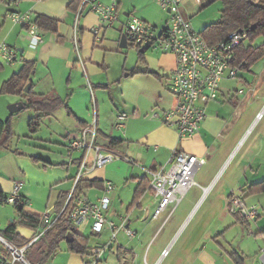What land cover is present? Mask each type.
Returning <instances> with one entry per match:
<instances>
[{"label":"crops","instance_id":"obj_1","mask_svg":"<svg viewBox=\"0 0 264 264\" xmlns=\"http://www.w3.org/2000/svg\"><path fill=\"white\" fill-rule=\"evenodd\" d=\"M74 1L19 0L18 5H11L6 0H0V45L7 44L15 48L20 55L19 61L13 65L14 68L17 66L20 68L11 73L3 68L5 62L0 56L2 77L0 90L3 84L13 74L19 72L26 62H34V69L30 74L33 92L54 95V92L58 90L59 93L56 95L67 101V107L48 116L50 119L65 120L67 148L75 133L81 127L92 123L95 115L98 127L97 141L100 145L108 146V137L122 141L114 149L120 154L129 156L139 165L132 166L123 160H115L105 167L95 169L87 173L83 180L98 183L92 188L84 189L83 193L91 201H97L103 195L106 182L112 183L115 189L111 194V205L107 217L120 223L122 215L130 214L127 225L132 231H134L133 226L145 229L148 221H159L161 217H164L162 225H166L191 189L187 191L175 209L173 205H169L158 219H154L157 201L150 188V178L145 169L167 168L175 148L205 159L206 163L202 167L211 163L209 176L203 174L204 176L200 179L204 184V191L188 218H191L197 210L201 211L207 204L214 208L209 218L219 220L220 224L227 222L225 230L222 231L224 225H220L209 229L208 234H173L174 237L169 238L171 241L161 248L156 261L152 264H239L237 260L240 264H263L259 255L264 250V189L251 188V185L264 181V96H257L254 99V102L256 100L257 102L262 100V102L252 118L244 117L247 112L246 105L249 109L251 108V102H245L244 95L247 92L255 93L257 87L264 83V67L260 72L254 70L261 60L249 71L240 70L237 78H225L221 83L219 99L205 107L206 118L199 132L192 138L179 140L176 129L163 122L164 114L177 104V99L168 89L169 77L176 64L174 55L162 52L158 60L153 63L144 57L141 69L128 70V73L124 75V67L121 75L115 81H111L106 76L107 72L105 73L106 55L100 54L102 50H108L106 40L99 37L102 32L104 35L107 29H103L99 36L93 34L94 40L92 35L89 39L86 37V31L93 33V29L100 25L98 14L89 6L84 7L79 19L81 60L76 57L73 28L77 13L71 5ZM97 1L105 5L116 1L119 12L124 11V18L133 15L129 11L131 9H128V7L132 8L133 3L128 0ZM155 3L158 6L156 0ZM136 8L138 7L134 4V9ZM140 10L138 8L137 12L141 20L160 28L156 10L148 9L147 4L140 6ZM10 11L30 12L34 15V19L38 16L54 19L58 22L56 30H43L44 43L36 49H30L26 30L8 18ZM159 11L165 12L162 9ZM183 12L185 17L191 20L186 6L183 7ZM124 18L121 19L124 20ZM167 20L168 14L166 22ZM115 27L123 33L122 23L115 25L112 29ZM97 40H100L101 45L94 50L92 46H95ZM99 58L102 59V63L98 60ZM88 73L93 82L92 89L90 91L83 87L76 89V84L81 83L83 74L87 77ZM61 86L67 87L68 91H60ZM1 99L4 98L0 97ZM110 103H113L116 111H114V124L117 122L118 114L128 115L126 128L123 132L120 131L121 133L113 130L110 132L111 128L103 121L102 115L100 116L102 110ZM261 112L263 116L258 119ZM154 114H158V117H153ZM6 116V109L0 108V119L5 120ZM32 147L34 150L42 148L35 142H32ZM31 156L52 164H65V166L45 167L43 163L34 162ZM79 157L73 155L68 162H60L41 152L23 148L20 140L15 142L13 138L8 148L0 147V191L9 197L13 194L15 186L19 185V195L26 202L25 210L39 215L30 211V208H34V202L39 199L38 191L47 195L49 192L46 208L54 207L59 197L71 189L78 170L75 160ZM72 168L75 169L74 173ZM200 170L197 171L194 179ZM218 177L217 183H213L212 181ZM221 180L223 182L219 185ZM129 182L134 184L132 194L129 195L126 192L128 185L117 190V186ZM140 186L143 190L140 195H137ZM232 194H243L246 205L258 212L257 219L244 220L238 215L239 213L230 212L229 199ZM123 207H125L123 211L118 209ZM85 225L90 226L91 229L90 223ZM243 225L248 230V234H229L235 233L239 228L242 229ZM106 232L108 234L96 236L97 241L90 245L98 246L107 243L111 234L109 230ZM120 233L111 249L103 255L100 264H150L148 254L160 234L151 235L150 243L143 254L138 245L143 244L145 234H138L136 231L135 237L130 238L124 231ZM120 235L123 236L122 241H120ZM184 235L186 236L183 238ZM132 243L135 247H128V244ZM116 246L118 256L114 251ZM175 247H178L180 253L179 261L169 262ZM166 250L168 254L162 258ZM83 260V255L73 253L67 256L65 264H83Z\"/></svg>","mask_w":264,"mask_h":264},{"label":"built area","instance_id":"obj_2","mask_svg":"<svg viewBox=\"0 0 264 264\" xmlns=\"http://www.w3.org/2000/svg\"><path fill=\"white\" fill-rule=\"evenodd\" d=\"M6 1L11 5L19 4V0ZM194 1L200 4L203 0ZM156 2L168 14V20L163 28H156L134 15H128L126 20L121 22L122 28L128 43H132L137 48L158 49L163 53L174 55L176 64L169 77L168 89L177 99V104L164 114L163 122L175 128L179 140H184L194 137L199 132L206 118L205 107L219 99L222 81L225 78L238 77L240 68L237 64V52L241 44L248 39L249 34L245 30H236L223 41L211 45L201 32L194 28L191 20L185 17L182 0H156ZM87 6L100 18V25L93 29L95 36H99L103 29L113 28L117 22H120L119 6L116 1L105 5L97 0H81L73 28V44L79 60L81 58L78 23L84 7ZM8 18L26 30L30 49H36L44 43L45 32L37 27L32 13L10 11ZM0 56L9 65H14L20 58L19 52L7 44L0 45ZM262 116L263 112L258 115V119ZM153 117H158V114H154ZM127 120V114H118L115 128L123 131ZM97 138L98 127L95 115L94 121L81 127L70 140L69 156L80 153V157L78 170L63 209L56 213L54 207L47 208L41 214L36 233L26 245L19 246L0 235L2 249H0V264H31L26 257V250L36 243L63 213L76 228L90 223L94 236H101L106 230L111 234L107 243L94 246L83 255V264H100L103 255L111 249L121 231L130 238L135 237L136 233L127 225L130 214L122 215L120 223L107 217L111 194L115 189L112 183L106 182L103 195L97 201H91L87 195L77 190V184L87 173L105 167L115 160L136 165L129 156L121 155L109 146L100 145ZM205 163V159L175 148L167 168L145 169L150 178V188L157 201L154 219H158L169 205H173L175 209L181 203L187 191L196 185L195 175ZM19 188V185L15 186L13 194L7 198V203L26 207V202L19 195ZM229 210L232 213H239L247 220H255L258 217V212L246 205L243 194H232L229 199ZM167 254L168 251H164L162 258ZM259 257L264 264V250Z\"/></svg>","mask_w":264,"mask_h":264},{"label":"rangeland","instance_id":"obj_3","mask_svg":"<svg viewBox=\"0 0 264 264\" xmlns=\"http://www.w3.org/2000/svg\"><path fill=\"white\" fill-rule=\"evenodd\" d=\"M183 1V0H182ZM211 0H203L202 3H197L194 0H184L183 7L188 11V13L191 16L192 24L194 28L197 31H203L205 27L211 25L212 23L216 22L221 15V11L223 9V3L221 1H215L210 3ZM128 2L133 3L132 8L129 10L134 16L141 17L139 13L137 12L138 8L140 10V6L148 5V9L156 10L157 11V18L159 19V27L162 28L166 25V17L167 14L165 12H160L159 7L156 5L155 0H128ZM186 2V4H185ZM134 4L137 5L138 8L134 9ZM141 11V10H140ZM120 13V12H119ZM121 18H124V11H121L120 13V22H117L116 25L126 20H122ZM163 21V22H162ZM103 31V30H102ZM92 35V40L95 39V36L93 33H90L86 31V37L89 39ZM122 33L120 30H118L117 27L115 29H107L105 34L103 35V32L100 34L101 39H105L106 41V48L108 50H105L100 53L101 55H106V69L105 73L107 72L106 76L111 79V81H115L122 72V69L125 67V74L128 73V70H134L138 71L141 69V57H140V49L134 46L132 43H128L127 48H121L120 47V39H121ZM263 38H260L256 41V45L261 44L263 42ZM93 42V41H92ZM101 45L100 40H97L95 43V46L93 45L92 48L98 49ZM82 53V52H81ZM162 51L158 49H149L144 54L143 57H146L150 63L156 62L158 58L160 57L159 54H161ZM77 59L79 60L77 53L75 52ZM98 54V53H97ZM82 59H84V56L81 54ZM100 60V63H102V59ZM264 67V59L261 60L255 67L254 70L256 72H260ZM3 68L6 70H9V73L12 71H18L19 66L13 67V65L4 64ZM2 79L0 75V80ZM122 79V76H121ZM81 83L76 84V89L79 87H83L88 89L89 91L92 89V81L89 76L85 77L84 74L81 77ZM264 83L262 85L257 87V90L255 93L253 92H247L244 97L246 98L245 102H251V108L249 109L248 105H246L245 112V119H251L253 114L257 109L260 108L261 102H254V99H256L257 96L263 97L264 96ZM81 85V86H80ZM62 92L67 90V87L61 86ZM56 90L54 93H59ZM68 91V90H67ZM24 95H13L11 93H5L0 94V97L4 98L0 100V108H5L7 111V116H11L9 106L17 104V103H25L26 97ZM243 98V97H242ZM252 99V101H251ZM8 100V101H7ZM257 103V104H256ZM94 105V100H93ZM115 107L113 103H110V105H107L101 112L100 116L102 115L103 121L111 128L110 132L115 131L116 133H121L123 131H117L114 126L115 117L114 113L116 112ZM115 111V112H114ZM253 112V113H249ZM92 113H94V109H92ZM5 117L4 119H8V117ZM35 116V112L31 109H23L22 111L14 114L12 117V127L13 131L15 133L14 138L15 142H19L20 145L23 148H26L30 151H34L37 153H43L46 156H50L53 159L57 161H64L68 162L69 158H71L68 154V148H67V139L65 138V132H66V122L64 119H50V117H46L38 127L36 132H31L29 128V121L31 118ZM32 142H35L36 145H40L42 147L41 149H36L32 147ZM44 148V149H43ZM118 152V151H117ZM119 153V152H118ZM120 154V153H119ZM75 157H79V153H74ZM123 155V154H121ZM133 160V159H132ZM134 161V160H133ZM132 166H138L139 164H131ZM211 167V163H208L206 166L201 167L195 181L196 186L191 187V189L188 191L187 196L183 200L182 204L179 206L175 214L172 216V218L168 221L166 225H162L163 218L159 221H148L147 225H145V229H142L140 226H133L132 229L134 232H138V234H145V238L143 239V244L138 245L139 250L141 253L144 254L146 251L147 246L150 243V238L152 234H160L159 237L155 240L153 245L151 246V249L148 254V263L152 264L156 261L159 252L161 248L168 242L171 241L169 238L174 237L173 234H208L207 231L209 229L215 228L220 225L222 226V231L225 230V225H227V222H224L222 224L219 223V220L209 218L210 213L213 211L211 206H203L201 211H198L193 214L191 218H188V215L193 211L196 204L198 203L199 199L201 198V195L204 191V184L202 182V177L209 176V170ZM75 172V169L72 168V173ZM204 174V175H203ZM219 180L218 178H215L212 182L217 183ZM211 182V183H212ZM223 182L221 180L219 182V185ZM127 186L126 192L130 195L132 194V190L134 187V184L129 182L128 184L124 183L120 186H117V190L119 188H124V186ZM218 185V186H219ZM116 190V191H117ZM38 197L39 199L34 202V208H30V211L38 214H42L46 211V205H47V199L48 195L43 193L42 191H38ZM150 198V197H149ZM148 198V200H149ZM53 201V200H52ZM125 207L118 208L120 211H123ZM207 210V211H206ZM205 211V213H203ZM188 218V220H187ZM17 224V231L24 237L31 239L36 232H34L33 229L26 227L25 225H21L19 222V216L18 212L16 210V207L12 204H0V229H4L10 222L14 221ZM6 225V226H5ZM77 233H80L86 237L90 238V243H95L97 241V237L92 234V231L90 229V226L83 225L81 227L76 228ZM104 234H108L107 232ZM123 234V233H120ZM229 234H248V230L246 227L239 228L235 231V233H229ZM186 235L183 236V238ZM120 238L122 241L123 236L120 235ZM182 238V239H183ZM128 247H135V244H128ZM117 246L114 247V251L117 254ZM178 248V247H177ZM175 247V249L172 251V254L169 258V262H177L179 261L180 253ZM1 249V246H0ZM2 250V249H1ZM4 251V250H3ZM71 253L68 249V243L67 241H63L60 244L59 249L57 250V253L49 260L47 264H65L67 256L71 255ZM261 255V253H260ZM259 255V256H260Z\"/></svg>","mask_w":264,"mask_h":264},{"label":"trees","instance_id":"obj_4","mask_svg":"<svg viewBox=\"0 0 264 264\" xmlns=\"http://www.w3.org/2000/svg\"><path fill=\"white\" fill-rule=\"evenodd\" d=\"M215 1L223 3L220 18L211 25L204 28L201 32L202 36L211 44H217L223 41L231 32L236 30H245L248 32V39L245 40L237 52V64L241 71H249L257 62L264 58V41L256 45V41L260 38L264 40V0H211L209 4ZM75 12H78L81 6V0H75L72 4ZM57 21L45 16H38L35 19V24L41 30H56ZM140 49V48H139ZM141 60H144L143 54L148 49H140ZM34 69V62H26L21 70L6 81L0 94L11 93L14 95H24L25 87L30 84L29 93L25 94L27 102H25L24 109H31L35 112V116L29 121V128L31 132H36L41 122L54 112L63 107H67L66 99H63L56 94H37L32 90V80L30 74ZM12 114L8 119H0V147L8 148L14 138V131L12 127ZM108 146L116 148L122 141L108 137ZM34 162L43 163L46 166L61 167L65 164H52L41 158L31 156ZM75 162L79 163V158ZM96 181L81 180L77 184V190L84 192L86 188H92L97 184ZM252 187H260L264 189V181ZM142 186L137 190V195L142 193ZM68 192L62 194L56 202L54 208L56 213H59L67 198ZM139 197V196H138ZM7 198L3 192L0 191V204H8ZM16 210L19 216L21 225L36 230L40 224L41 215L32 214L25 210V206H17ZM240 215V214H238ZM241 216V215H240ZM244 220V217L241 216ZM72 231L73 240L67 241V235ZM0 235L19 246L29 243L30 239L24 238L17 231V224L14 221L10 222L4 229H0ZM67 241L68 249L71 253L85 255L88 250L94 246L90 245V238L80 233H77L76 227L66 218L65 213L61 214L55 224L33 245L26 250V257L31 264H47L49 260L57 253L61 242ZM240 264V261L237 260Z\"/></svg>","mask_w":264,"mask_h":264},{"label":"water","instance_id":"obj_5","mask_svg":"<svg viewBox=\"0 0 264 264\" xmlns=\"http://www.w3.org/2000/svg\"><path fill=\"white\" fill-rule=\"evenodd\" d=\"M169 12V10H168ZM120 47L121 48H127L128 47V39H127V36L126 34L123 32L122 35H121V39H120ZM141 52H143V50H140ZM30 88H31V85L28 84L26 87H25V90L24 92L25 93H29L30 91ZM25 108V103H17V104H14V105H11L9 106V110H10V113L11 114H16L20 111H22L23 109ZM73 233L72 231L67 235V241L68 242H71L73 240Z\"/></svg>","mask_w":264,"mask_h":264}]
</instances>
